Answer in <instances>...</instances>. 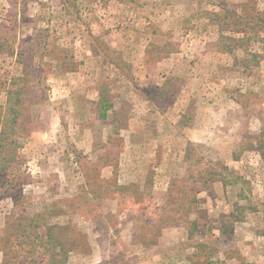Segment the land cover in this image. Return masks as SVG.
I'll return each mask as SVG.
<instances>
[{
    "label": "rangeland",
    "instance_id": "obj_1",
    "mask_svg": "<svg viewBox=\"0 0 264 264\" xmlns=\"http://www.w3.org/2000/svg\"><path fill=\"white\" fill-rule=\"evenodd\" d=\"M130 1L0 0V264H264V0Z\"/></svg>",
    "mask_w": 264,
    "mask_h": 264
},
{
    "label": "crops",
    "instance_id": "obj_2",
    "mask_svg": "<svg viewBox=\"0 0 264 264\" xmlns=\"http://www.w3.org/2000/svg\"><path fill=\"white\" fill-rule=\"evenodd\" d=\"M98 2H99V0H98ZM130 2H132V0L130 1ZM167 6V5H166ZM169 6V5H168ZM138 5L136 4V13H138ZM170 7V6H169ZM171 9V11H172V9H173V7L172 8H170ZM121 12V11H120ZM119 12V13H120ZM122 13V12H121ZM103 15H105V13H103ZM105 20L103 19V22H104ZM123 25H125V24H123ZM98 26V25H97ZM97 26H95L94 28H96ZM100 26H105V24H102V23H100ZM105 27H108V26H105ZM136 27H138V28H136ZM99 28V27H98ZM106 29V31H108L109 32V29L108 28H105ZM136 29H139V31H141V27H139L137 24H127L126 23V26H116L115 27V25H114V28H112L111 30H113V31H116V32H118V34H120V33H125V35H127V32L128 31H135ZM124 30H126V31H124ZM125 38L127 39L128 37L127 36H125ZM150 41H148V42H145V48L146 47H148L151 43H149ZM144 42H142V43H140V44H143ZM88 48L89 49H87V52H88V54L90 53V55H92V54H94V48H95V46L93 45V43H89L88 44ZM92 53V54H91ZM143 53H145V52H143ZM172 55H173V53H168L167 55H165V57H163L162 59H161V63H158V64H160V66H158V68H156L155 66H152V68H151V66H149V68L147 67L148 65H147V62L146 61H144V60H142L141 62L139 61H137V63H136V65L137 66H135L134 64L132 65V69H134V71H135V73H134V75L131 77V82H132V80H137L138 79V77H137V75H136V72L137 71H143V73H144V75L146 74V76H147V73H149V76L148 77H146V78H148V79H146V80H148V84H154V83H156V85H159V86H163L164 84H165V82L168 80V78L170 77V74H169V72L171 71V69L173 68V63H174V61H172ZM92 56H94V55H92ZM137 60H139V58L137 59ZM116 68L115 69H117L118 70V72H119V82H120V84L121 85H123V83H125V81L124 80H126L125 78H127V75H125L126 73H125V71L123 70V69H121V68H119V66H115ZM169 67H170V70H169ZM103 68H105V65L103 66ZM152 69V70H151ZM164 69H166V70H164ZM92 71V69H90V72ZM101 71H103L105 74H107V71H105L104 69L103 70H101ZM145 71V72H144ZM150 71L151 72H153V73H155V74H153V73H150ZM89 72V73H90ZM76 72H75V70L73 71V70H71L70 72H67L66 74L67 75H72V74H75ZM97 73V72H96ZM104 74V75H105ZM153 74V75H152ZM71 77V76H70ZM76 78H80V77H78L77 75L76 76H73L72 77V79H70L71 80V82H72V80L73 79H76ZM86 78V76L85 77H83V78H81V79H85ZM87 78H91V74H89L88 76H87ZM124 79V80H123ZM141 79H143V76L141 75ZM130 82V83H131ZM98 83V82H97ZM97 83H95V82H93V84H92V86H90V89L92 90V89H96V90H98L100 87L97 85ZM133 88V87H132ZM164 88V87H163ZM101 90V89H100ZM133 92V91H132ZM100 92H98V94H99ZM104 93H106V92H104ZM109 97H110V95L108 94V93H106ZM107 95H101V103L99 104L100 105V118H104L105 116H106V114H109V108H110V105L108 104V103H112L111 101H109L110 100V98L107 96ZM107 96V97H106ZM112 96V95H111ZM113 97V96H112ZM85 103L86 104H92L93 105V100H92V98H90V99H87L86 101H85ZM88 109V108H87ZM92 110L93 111H95V108H94V106L92 107Z\"/></svg>",
    "mask_w": 264,
    "mask_h": 264
}]
</instances>
